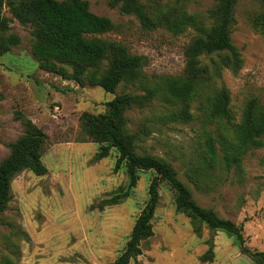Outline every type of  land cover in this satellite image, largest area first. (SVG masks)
<instances>
[{"label":"rangeland","instance_id":"374dc122","mask_svg":"<svg viewBox=\"0 0 264 264\" xmlns=\"http://www.w3.org/2000/svg\"><path fill=\"white\" fill-rule=\"evenodd\" d=\"M84 1L90 12L110 19L116 27L102 38L147 57L144 79L134 85L120 84L111 94L40 69L31 52V28L19 25L4 7L9 33L19 36L21 43L0 56V162L8 157L9 145L23 135L21 115L47 136L41 158L47 173L36 176L23 171L12 181L11 200L1 216L0 264H114L148 199L153 174L140 172L136 186L121 204L91 210L100 200L127 190L129 179L124 167L115 171V151L95 160L99 147L82 131L80 116L105 113V104L120 94L144 95L161 77H180L184 49L196 32L188 29L173 35L162 28L144 30L133 16L112 7L114 0ZM215 2L140 0L150 14L177 8L202 19ZM262 7L257 0L238 2L231 40L240 52L241 68L235 74L221 70L200 89L199 99L192 104L194 122H163L161 116L175 107H169L161 95L125 115L128 129L138 136L137 153L170 163L200 207L242 227L245 245L252 252H264V147L250 149L239 170L192 171L204 156L203 131L216 128V124L202 123L198 111L202 96L226 88L235 122L248 101L256 99L264 106V35L249 23ZM204 63L210 64L209 59ZM159 194L152 219L154 235L141 244L142 254L129 264H254L233 237L177 213L174 193L165 184Z\"/></svg>","mask_w":264,"mask_h":264},{"label":"trees","instance_id":"16d2710c","mask_svg":"<svg viewBox=\"0 0 264 264\" xmlns=\"http://www.w3.org/2000/svg\"><path fill=\"white\" fill-rule=\"evenodd\" d=\"M240 0H216L205 19L182 9H161L148 13L140 0H114L123 15L133 16L144 30L165 29L173 35L193 29L196 35L184 49L185 66L180 77H161L144 95L120 94L106 103V112L80 116L82 131L98 145L96 161L117 154L115 171L125 168L129 179L128 189L113 193L100 200L91 210L103 211L117 206L129 197L136 186L138 173L153 174L148 186V199L135 220L124 251L114 264H129L141 254V244L153 235L152 219L160 200L159 188L165 184L174 193L177 213L205 225L210 230L221 231L233 237L240 251L254 264H264V252H252L245 245L241 226L219 218L212 210L200 207L186 186L180 181L172 165L150 154L136 151L137 134L128 129L126 113L134 108L152 104L164 96L169 107L161 116L165 123L190 124L194 122L192 104L199 99L200 89L217 77L221 70L234 74L241 68L240 52L231 40L236 23L235 8ZM258 14L249 19L252 28L264 35V0ZM8 7L13 20L31 28V52L40 69L73 81L81 87H99L114 94L120 84L134 85L144 79L148 65L145 56L131 54L124 45L102 38L116 27L106 17L90 12L84 0H0V56L18 46L20 37L9 33V21L2 16ZM209 59L210 64L204 63ZM203 106L198 111L203 125L216 124L213 131H203L204 156L192 173L222 169L239 170L250 149L264 147V106L256 99L248 101L238 122L229 111L230 96L220 88L202 96ZM23 135L9 145L8 157L0 162V224L11 200V183L23 171L44 176L47 168L41 158L47 136L31 120L20 115ZM213 135H215L213 137ZM211 249L207 255L212 256Z\"/></svg>","mask_w":264,"mask_h":264}]
</instances>
